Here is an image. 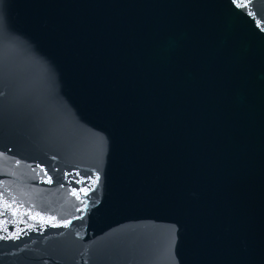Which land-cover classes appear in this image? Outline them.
I'll return each instance as SVG.
<instances>
[{
    "label": "water",
    "instance_id": "obj_1",
    "mask_svg": "<svg viewBox=\"0 0 264 264\" xmlns=\"http://www.w3.org/2000/svg\"><path fill=\"white\" fill-rule=\"evenodd\" d=\"M0 264H264V0H0Z\"/></svg>",
    "mask_w": 264,
    "mask_h": 264
},
{
    "label": "snow or ice",
    "instance_id": "obj_2",
    "mask_svg": "<svg viewBox=\"0 0 264 264\" xmlns=\"http://www.w3.org/2000/svg\"><path fill=\"white\" fill-rule=\"evenodd\" d=\"M237 6L238 7H247V5L243 4V3H239ZM249 15H251V13H249ZM258 26H260L259 23H258Z\"/></svg>",
    "mask_w": 264,
    "mask_h": 264
}]
</instances>
